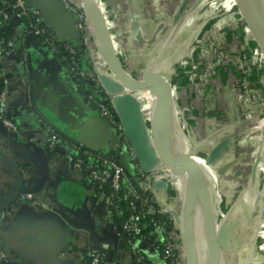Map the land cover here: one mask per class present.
Here are the masks:
<instances>
[{
    "label": "crops",
    "instance_id": "crops-1",
    "mask_svg": "<svg viewBox=\"0 0 264 264\" xmlns=\"http://www.w3.org/2000/svg\"><path fill=\"white\" fill-rule=\"evenodd\" d=\"M27 1L31 5L41 7L45 21L59 30L60 37L65 40L58 42L82 47L80 52L76 48L78 55L74 59L79 64L88 67L90 63L84 61L82 53L85 46L83 36L79 30L78 36L75 33V23L81 12L80 0ZM96 1V4L105 7L104 23L107 29H110V39L113 49L116 50L119 64L131 74L133 72L137 74L144 69V63L147 64L149 60L147 58H151L155 51H161L157 47L164 30L171 31L168 39L188 34L187 32L185 34L181 27L190 22L191 16L185 17L182 22L179 20L182 11L188 8L192 0ZM226 1H229V5L232 4V0ZM206 2L207 0L200 4ZM72 4L78 5V8H73ZM0 7L10 14L7 22L0 21V39L4 43L12 42L15 48L13 54L0 57V92L3 90L6 92L5 115L17 126L15 131H10L0 122V213L5 210L9 212L6 218L0 219L2 242L0 264H84L86 262L85 253L90 248L97 249L101 253L104 264H166L160 254V243L164 237L161 229L150 223L148 218L143 217L140 234L127 235L124 233L120 227L121 221H119L124 209L121 206L116 207L113 200L104 192L98 194L88 175L83 171L73 169L66 161L65 156L68 152L71 150L79 152L78 149L81 148L70 144L62 137H59L53 147L49 146L52 131L40 120L32 107L33 92L35 107L42 115L49 119L56 128L64 131L79 143L109 154L110 157L119 161L130 173V176L124 175V177L130 182V186L134 187L132 180L136 177V173L130 162L129 146L126 145V140L122 137L118 138L112 126L108 127L103 120L96 117L95 111L91 108L95 106L94 100L89 94L86 95L80 84L68 73L63 59L57 55L44 57L37 43L31 50L33 80H30L28 61L27 57L22 55L24 45L21 44L26 33L27 21L14 16L10 0H0ZM224 24V21L217 20L212 29L222 36L225 35L227 42L231 44L234 41V34L229 35L228 32L233 29ZM210 29L202 27L201 35L206 36ZM194 33L196 32L194 31L192 36ZM89 37L90 41L87 43L90 44L92 63L112 77V71L103 60L99 47L90 33ZM38 40L42 44L41 39ZM71 40L75 42L72 43ZM155 71L162 76L165 75V78L168 76L164 71ZM134 76L142 78L141 75ZM180 83H184L183 80ZM180 83L177 89L172 88L170 84V101L174 103L178 118L174 119L173 113L170 112V117L171 113L173 117H171L168 130H176L180 138L185 136L181 132L183 131L181 127L184 126L179 123L180 113L177 109L181 106L189 112L192 119L198 121L199 127L196 133L199 139L207 136L215 130L216 126H219L217 128L219 132L214 133L216 139L213 145L219 147L220 151L222 145L229 146L238 134L239 128L237 126L238 116L235 114L227 116L229 104L225 102H230L225 100L227 97L216 93L210 96L196 95L191 91L194 86L193 80H190V86L187 84L188 88H185L187 86L185 85L183 89H179ZM57 84L62 86V95L68 98L69 109L63 104L65 97L62 98L54 93V87ZM144 94L147 93L140 91L136 96L144 100L142 109L148 110L152 126L161 125L160 116L155 113V110L153 111V106L147 99L142 97ZM214 100L224 103L222 105L215 103L214 108L210 105ZM155 103L158 106L154 98ZM230 110V112L234 110L233 104ZM215 114L216 116L221 115L219 117L221 120L216 121L213 118ZM157 120L159 122L155 124ZM148 133L150 135V128ZM166 138L168 142V136ZM151 141L153 145H156L152 138ZM223 141L226 143L224 144ZM85 152L90 155V160L99 159ZM217 155L216 153L215 158L219 160ZM192 157L197 159L198 164L201 163L200 165L207 167L203 162L207 160H202L201 156L197 155ZM44 172L46 173L45 181L37 191L31 193L33 199L18 201L22 194L20 189L33 187L36 179ZM163 175L165 176L163 173L156 174L152 179L151 188L147 191H145L147 181L136 183L145 194L144 196L151 199L154 210L161 209L172 199L175 200L176 193L171 185L180 189L184 206L190 207L187 203L198 192V188L187 181L185 186L173 181L174 183L170 184L168 182L167 186L155 187L159 179L163 180L161 178ZM203 176L204 180L211 184L207 194L211 197L213 190L217 189V180L213 183L211 175L207 178L205 174ZM164 188H166L165 192ZM210 207L212 218L215 211L212 206ZM146 214L150 217L151 213L146 212ZM189 218L190 216L184 224L190 223ZM196 222L197 226L202 224L199 220ZM210 222L209 220L208 223ZM214 224L213 226L218 229L215 220ZM139 256L142 257L141 260L138 259Z\"/></svg>",
    "mask_w": 264,
    "mask_h": 264
},
{
    "label": "rangeland",
    "instance_id": "rangeland-1",
    "mask_svg": "<svg viewBox=\"0 0 264 264\" xmlns=\"http://www.w3.org/2000/svg\"><path fill=\"white\" fill-rule=\"evenodd\" d=\"M202 1L205 0H192L188 8L183 10L180 15L179 21L181 22L185 17L191 16L188 26L181 27L185 34L188 33L187 36L178 35L175 39H168L171 31L164 30L157 47L161 51H155L151 58H147L149 60L147 64L144 63V69L137 74L133 71L131 74L129 70H125V72L136 78L134 75L143 76L149 70L164 71L168 75L166 79L172 88L177 89L178 83L183 80L184 83H180L181 86H179V89H183L185 85H189L190 80H193L194 86L191 91L194 94L203 96H210L213 93L223 94L227 97L225 100L230 101L229 103L225 102V104H229L227 116L230 117L231 114L238 116L239 130L229 146L222 145V150L217 153L219 160L215 158L216 154L213 152L215 150L213 142L216 139L214 133L219 130L217 129L219 126H216L215 130L208 133L207 136L199 139L196 133L199 127L198 121L192 119L189 112L178 106L179 123L184 126L181 127L183 128L181 132L185 135L181 141L185 142L186 147L182 146L187 148L186 154L201 156L202 160L212 159V161H203L207 167L200 165L201 163L198 165L202 168V174H205L206 178L211 175L213 183L217 180V189L213 190V195L208 197L206 193L204 196L206 200H210L209 203L215 211L208 224L211 225L212 236L214 239L216 237L212 243L214 244L216 264H264V52L258 46L257 41L252 38V29L245 20L243 12V7L247 6L245 0H232L230 5L226 0H207L206 3L200 4ZM95 2L97 1L93 0V4L103 17V12L106 14L105 7ZM81 11L83 14V10ZM217 20L224 21V26L233 29L228 32L229 35L230 33L234 34V41L231 44L227 42L225 35L222 36L212 29ZM230 21L231 23H228ZM202 27L207 30L211 28L212 31L210 29L206 36L201 35ZM92 30L96 33L93 26ZM194 31L196 33L192 36ZM221 67L224 69L221 70ZM188 85L185 88H188ZM141 101L143 106L144 100ZM215 103L222 105L224 102L214 100L210 105L214 106ZM170 104L174 119L177 120L178 114L175 113L174 103L170 101ZM232 104L234 110L230 112ZM253 110L259 112L256 113ZM210 111L212 110L210 109ZM144 112L146 120L150 122L148 110H144ZM172 113L171 117H173ZM216 115L213 118L216 121L221 120L219 118L221 115ZM159 121L161 125L158 124ZM159 121L154 122L158 126H152L151 122L149 124L150 138L154 143L158 137L163 139L165 136L173 135L171 133L173 130H168L171 119L164 121L160 117ZM162 129L166 130L165 136L164 133L161 134ZM223 143L225 144L226 141ZM179 153V151L173 150L170 157L174 158ZM162 173L165 176L163 175L161 178L165 182L167 181L166 183H174V176L163 165L158 168L155 174ZM250 178H253L255 182L253 181L252 188L248 189ZM186 181L187 179H185V183ZM205 181V189L211 188L210 182ZM197 185L200 187L198 183ZM171 187L176 193L174 209L180 213L181 219L186 220L188 212L183 203L182 193L177 186L171 185ZM165 191L166 188H164ZM201 210L204 212L203 208ZM199 216L203 219L200 214ZM203 216H206L205 212ZM213 219L218 225L217 230L213 226L215 225ZM183 225L184 228L179 229L173 223L174 230L178 229H176L178 234L176 242L179 243L176 246L178 263L195 264L200 251L198 246L202 244L201 235L198 234H201L203 229L193 230L191 223ZM206 229L205 233H207ZM182 232L183 235H181ZM194 241L196 242L195 250L193 249Z\"/></svg>",
    "mask_w": 264,
    "mask_h": 264
},
{
    "label": "water",
    "instance_id": "water-1",
    "mask_svg": "<svg viewBox=\"0 0 264 264\" xmlns=\"http://www.w3.org/2000/svg\"><path fill=\"white\" fill-rule=\"evenodd\" d=\"M66 1V0H60ZM247 6L243 7V12L245 16V20L252 29L254 39L257 41L258 46L264 52V0H245ZM27 6L32 7L38 10L42 24L45 25L48 29L54 32L55 38L57 41L63 42L65 39L60 37L59 30L54 28L53 26L49 25L47 21L44 19V11L41 7H36L28 3L25 0ZM72 7L77 9V6L72 4ZM80 9L83 10L86 18H88L89 23H92V26L95 28L96 33H94V37L98 42L99 52L108 65V67L112 71V77L100 74L98 76L99 83L101 85L102 90L105 92L106 96L108 97L109 103L112 105L114 113L116 115V119L120 122L122 127L123 135L125 137L126 142L129 145V148L133 152L139 166L145 173L155 172L158 170L157 168L161 167V165L167 167L170 170V174L175 175H182L187 174L190 179L195 184L200 185V194L202 199L205 201L203 203V209L206 215V226H207V246L211 249L212 258H215V250L213 241H215L212 233L210 232L211 225L208 224V221L211 218V207L209 201L204 198L206 193L208 194V189H205L204 178L202 176V180L195 179L198 175V167L196 160L190 154L179 153L174 158H162L161 150L164 149L166 152L167 148V138L165 136L166 130L161 131V134L164 133L165 138L162 139L161 146L157 144L153 145L150 135H148V130L150 128L148 120H146L145 112L142 109V102L141 100L137 99L136 96L139 95L138 92L147 90L150 93L154 94L158 99V106L160 108V117L163 118L164 121H169L171 119L170 112V99H171V89L169 81L162 75H160L156 71L149 70L145 73L142 78H133L125 72V70L121 67L118 61V56L116 55L113 45L110 39L109 32L105 26L103 17L100 15L98 10L96 9L95 5L93 4L92 0H80ZM76 25V23H75ZM75 33L79 34L78 29L75 27ZM23 45L25 49L29 52L27 55L28 61V74L29 78L33 80V63L31 60V50L35 43L41 47V52L43 53L44 57H50L51 54L48 52L47 49L40 43L38 37L32 33H28L24 35V39H22ZM72 41V40H71ZM75 41H72L74 43ZM79 52L81 51L82 47H76ZM54 93L60 95L62 98L65 97L64 106L68 107L66 96H63L62 86L57 84L54 87ZM34 92L32 94L31 103L33 104L32 107L35 109L40 120L47 125V127L64 140L68 141L70 144L74 146H79V148L91 153L92 155L98 157L99 159H104L109 162L114 163L115 165L119 166L123 174L126 176H130L128 173L127 168L122 165L119 161L113 159L102 151L94 149L93 147H88L79 143L75 139H73L70 135L65 133L64 131L56 128L44 115H42L39 110L35 107L34 104ZM91 108L95 111V115L97 118L103 120L108 127L111 126L109 121L106 118H102L97 113V108L95 106H91ZM217 151V152H216ZM219 147H215L213 151L215 154L218 153ZM207 161H212L209 158ZM158 166V167H157ZM154 170V171H152ZM46 178V173H42L39 176L33 187H23L21 188V193H32L33 191H37L44 183ZM197 182V183H196ZM133 186L138 191V193H142L141 189L138 185L132 181ZM166 182L164 180H160L155 183V187H164ZM205 189V190H204ZM182 212V211H181ZM180 216V213H179ZM184 220V221H183ZM185 219H181L179 217V221L176 222L177 227L179 229L182 227L184 228ZM178 230V229H177ZM217 230V228H216ZM182 231V229H181ZM183 235V232L182 234ZM216 236V234H215ZM181 237V236H180ZM182 239V237H181ZM214 239V240H213ZM1 249H2V242L0 236V259H1Z\"/></svg>",
    "mask_w": 264,
    "mask_h": 264
},
{
    "label": "built area",
    "instance_id": "built-area-1",
    "mask_svg": "<svg viewBox=\"0 0 264 264\" xmlns=\"http://www.w3.org/2000/svg\"><path fill=\"white\" fill-rule=\"evenodd\" d=\"M10 1L11 7L14 9L13 14L15 17L24 19L29 18L27 26L25 27V34L32 33L36 35L38 39L40 38L42 45L45 49L48 50L51 55H57V53L59 52V46L63 47V49L69 53L70 59L72 61L67 66L68 73L73 78L77 77V79H83L84 84H80V87L84 91H90L91 94L89 95L95 102L94 104L97 108L98 115L102 118H106L109 121L114 131V134L118 138L122 137V139H125L120 122L116 119V115L114 113L112 105L108 101V97H102L99 96L100 94H94L95 91H103L99 83L98 76L100 74H108L102 72L101 68L98 67V65L93 64V61L90 58V44L87 43L90 41L89 33L97 47L99 45L93 35L94 33L92 34L90 30L89 23L84 12L82 14L81 11L78 15V20L75 26L80 31L84 39L85 46L82 52L84 56V61H88L90 65L88 67L86 65H82L80 68L79 66H77V63L74 59V57L78 55L76 52V47L71 43L58 42L55 38L54 32L42 24L38 10L27 6L25 0ZM9 18L10 14L6 12L2 7H0V21L7 22ZM103 20L105 19L103 18ZM107 30L108 32L110 31V29ZM21 44H23L22 40ZM14 52L15 48L12 42L8 41L4 43L0 39V57L11 55ZM28 53L29 52L24 47L22 55L27 57ZM5 102L6 92L3 90L0 92V122L10 131H15L17 129V126L5 115ZM59 137V135L52 132L49 146L53 147L58 141ZM78 155V152L71 150L66 154L65 159L73 169L79 171H84L83 169H86L88 171L87 175L94 183V186L96 187V192L98 194L103 192V185L105 183H109L112 190L111 194L108 195L109 198L113 200L116 207L121 206L124 209L123 215L120 216V227L122 231L127 235H138L142 231V218H148L150 223H152L154 226L159 227L164 233V237L162 238V241L160 243V254L161 257L164 259L165 263L179 264L178 249L176 247L178 244L176 242L177 237L170 232L166 233L162 226H160L153 218L148 217L146 214V212H150V215H152L153 213H155V211H157L158 213L166 214L168 218L172 221V223H175V225H177L176 222L179 221L180 216L179 213L174 209L175 201L172 199L169 202L165 203V206L161 209L154 210L153 206L151 205V199L147 196H144V193H138V191L134 187L130 186V182L124 177L123 171L119 166L104 159H98L94 161L88 158L86 161H82V159L78 157ZM129 155L130 162L133 164L136 173V177L132 181L137 184L138 182L142 183L143 181H147L145 185V191L149 190L151 188L152 179L156 175L155 173L157 171L145 173L139 166V163L137 162L130 148ZM83 162H85L84 165ZM32 199L33 195L31 193H26L20 194L18 201H31ZM137 203H140V206L143 208L144 211L143 213L137 210ZM8 214L9 212L7 210L2 211L0 213V219L6 218ZM138 259L141 260L142 257L139 256ZM85 260L86 262L84 264H104L102 260V255L97 249H88L85 253Z\"/></svg>",
    "mask_w": 264,
    "mask_h": 264
},
{
    "label": "bare ground",
    "instance_id": "bare-ground-1",
    "mask_svg": "<svg viewBox=\"0 0 264 264\" xmlns=\"http://www.w3.org/2000/svg\"><path fill=\"white\" fill-rule=\"evenodd\" d=\"M89 23V22H88ZM89 27H91V32L93 34L94 30H92V23H89ZM94 35V34H93ZM145 91L146 93L148 92V94H144L142 95V97L147 101L149 102V104H151L153 106V111L155 110V113L157 115H161L160 114V108L159 106H157V104L155 103L154 104V99L153 97L155 98L156 102L158 103V99L156 98V96L152 93H150L149 91L147 90H143ZM137 99H139L137 97ZM140 100V99H139ZM157 117V116H156ZM176 130H173L171 133L173 134L171 137H168V146L166 148L167 152L162 149L161 151V154H162V158H171L170 156H172V153H173V150L174 151H179L180 153H184L186 154V150L187 148L185 149L182 145H184V143H182L181 141V138L179 136H177V132H175ZM180 131V130H179ZM157 135V134H156ZM156 144L158 146H161L162 144V137H158L156 139ZM185 146V145H184ZM186 147V146H185ZM189 149V148H188ZM197 163V161H196ZM197 167H198V175L195 179L197 180H202V168L198 165L197 163ZM263 168V167H261ZM260 169V168H259ZM204 177V176H203ZM174 179L176 181V183H180V185H184L185 183V179H187V182L192 184V180L190 179V177L187 175V174H182V175H175L174 176ZM253 178H250V181H249V184H248V189L249 188H252L253 186ZM255 182V181H254ZM194 185L198 188V192H196L192 199L190 201H188L187 204H190V207L188 206L187 207V212H188V216H190L189 220H190V223H191V226L193 227V230H198V229H203V232L201 234H198V235H201V238H202V244H199V253H198V257L197 259L195 260V264H216V259L213 257L212 258V254H211V249L210 247L207 246V233H205V229H206V216H203L204 215V212L201 210V206H202V202L204 201L202 199V196L200 194V187L195 184V182H193ZM197 183V182H196ZM246 188V189H247ZM202 213V214H201ZM199 214L203 217V219L199 216ZM188 218V217H187ZM194 220H199V222H201L202 224H199L197 226V222L194 221ZM246 225V224H245ZM198 227V228H197ZM207 230V229H206ZM246 231V230H245ZM195 237H196V234H195ZM218 242V241H217ZM229 242V241H227ZM231 242V241H230ZM259 243V242H258ZM195 245H196V242L194 241V245H193V249L195 248ZM228 245V244H227ZM195 250V249H194ZM246 252V251H245ZM258 254V253H257ZM246 256V254H245ZM250 256V255H249ZM248 257V256H247ZM255 258V257H254ZM262 258V257H261ZM255 261V260H254Z\"/></svg>",
    "mask_w": 264,
    "mask_h": 264
},
{
    "label": "trees",
    "instance_id": "trees-1",
    "mask_svg": "<svg viewBox=\"0 0 264 264\" xmlns=\"http://www.w3.org/2000/svg\"><path fill=\"white\" fill-rule=\"evenodd\" d=\"M26 21L28 22L29 18L26 19ZM57 56L60 57V58H65V59H63V63H65L67 66L72 61L70 59L69 53L66 52L63 49V47H61V46H59V52L57 53ZM76 63H77V66H79L81 68L82 65L79 64L78 62H76ZM74 80H76L78 82V84H84L83 79H77V77H74ZM85 92H86V95L91 94L90 91H86L85 90ZM94 94L95 95H99L100 94L99 96H102V97L105 96L106 97V94H105L104 91H95ZM93 103H95V102L93 101ZM253 112L258 113L259 111L258 110H253ZM126 145L129 146L128 143H126ZM78 151H79L78 152V154H79L78 157H80L82 159V161H86L89 158L90 155H88V153H86L82 149H78ZM84 163L85 162H83V165H84ZM83 170H84L83 171L84 173H86V174L88 173V171L86 169H83ZM134 173H135V171H134ZM103 192L106 195L111 194L112 190H111V187H110L109 183H105L103 185ZM137 210L139 212H142V213L144 212L143 208L140 206V203H137ZM155 210H157V209H155ZM149 216L151 218H153L160 226H162L166 233L170 232V233L174 234L176 237L178 236L177 231L174 230V228H173L174 226H173L172 221L168 218V216L166 214L158 213L157 211H155V213H153L152 215H149ZM119 221H121V220H119ZM6 264H8V263H6Z\"/></svg>",
    "mask_w": 264,
    "mask_h": 264
}]
</instances>
